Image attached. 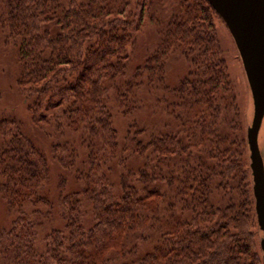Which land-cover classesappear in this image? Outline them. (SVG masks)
Returning a JSON list of instances; mask_svg holds the SVG:
<instances>
[{"label":"trees","instance_id":"16d2710c","mask_svg":"<svg viewBox=\"0 0 264 264\" xmlns=\"http://www.w3.org/2000/svg\"><path fill=\"white\" fill-rule=\"evenodd\" d=\"M163 3L157 46L129 69L141 20ZM213 15L206 0H3L16 86L48 145L0 118V199L13 214L0 264H264ZM174 53L188 68L169 88ZM152 93L171 118L148 126Z\"/></svg>","mask_w":264,"mask_h":264},{"label":"rangeland","instance_id":"374dc122","mask_svg":"<svg viewBox=\"0 0 264 264\" xmlns=\"http://www.w3.org/2000/svg\"><path fill=\"white\" fill-rule=\"evenodd\" d=\"M167 4L168 3L162 4V7L165 6V8L161 13L160 18H157L156 22L151 21L154 19L150 15H146L147 17H144V19L141 20L142 24L135 33V42L133 45L134 51L129 62V69L142 64L148 53L152 52L157 46V30L158 28L163 27V25L166 23L167 14L170 10V7ZM2 6L3 0H0V15ZM134 14L135 13H133V15ZM212 19L216 34L219 39L222 56L225 61L230 86L235 97V107L241 118V123L243 124L244 122L245 127H247L251 123L253 115V103L241 59L224 22L216 15H213ZM135 23H137L136 17ZM5 39V34H3L2 29L0 28V118L5 116L14 117L21 123L23 130L28 135H34V137L37 139L36 141L38 142V145H48L47 137H45L39 130L33 127L31 123L30 111L27 109V105L22 95L18 92L16 78L19 72V65L17 62L16 49L13 45L6 43ZM187 68L188 64L182 55L179 53L172 54L166 64V73L164 78L165 84L169 88L174 87L178 80L186 73ZM160 88V95H163L166 91L162 87ZM154 95L155 94L153 93L151 94V104L147 109L144 110V117L146 118L145 124H148V126L162 124L163 116L164 119L167 118V121L171 118L167 114V116H165V112H162L161 109L155 108V104L152 101ZM115 121L117 126L121 129L124 120L119 118V116H116ZM257 139L264 164V116L261 121ZM12 218L13 214L7 211L6 206L3 205L0 199V227H8ZM42 234L43 233H40V235ZM258 236L259 238L262 236V232L260 230L258 231Z\"/></svg>","mask_w":264,"mask_h":264},{"label":"water","instance_id":"95a60500","mask_svg":"<svg viewBox=\"0 0 264 264\" xmlns=\"http://www.w3.org/2000/svg\"><path fill=\"white\" fill-rule=\"evenodd\" d=\"M227 27L245 72L253 103L251 123L246 127L251 189L264 261V164L258 131L264 116V0H206Z\"/></svg>","mask_w":264,"mask_h":264}]
</instances>
